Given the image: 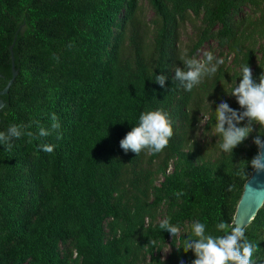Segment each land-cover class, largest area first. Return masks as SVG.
I'll return each mask as SVG.
<instances>
[{
    "label": "trees",
    "instance_id": "obj_1",
    "mask_svg": "<svg viewBox=\"0 0 264 264\" xmlns=\"http://www.w3.org/2000/svg\"><path fill=\"white\" fill-rule=\"evenodd\" d=\"M141 1L0 0V90L12 76L11 50L18 70L0 96V131L16 124L32 133L11 150L0 145V264H191L194 253L181 247L194 221L214 236L223 235L220 221L234 224L259 126L224 153L214 111L221 101L243 111L227 94L243 65L254 78L264 72V0H147L150 32ZM187 21L197 33L183 58ZM213 42L223 62L186 91L175 69ZM152 110L171 121L167 147L125 153L120 140ZM200 112L214 150L197 138ZM53 113L60 128L40 136ZM165 219L180 237L159 228ZM244 230L260 264L264 204Z\"/></svg>",
    "mask_w": 264,
    "mask_h": 264
},
{
    "label": "clouds",
    "instance_id": "obj_2",
    "mask_svg": "<svg viewBox=\"0 0 264 264\" xmlns=\"http://www.w3.org/2000/svg\"><path fill=\"white\" fill-rule=\"evenodd\" d=\"M222 62L215 59L211 52L206 53L203 60L187 58L184 60L187 70L177 67L173 78L178 80L186 91H191L205 78L213 77ZM239 78V83L236 82L231 92L227 94L236 98L243 111L235 110L227 102L221 101L214 111V136L219 138L217 147L222 152L233 153V150L253 132V126L258 125V133L253 139L257 154L248 164L255 172L260 173L264 172V72L258 79L254 78L252 69L245 64ZM166 79L165 75H157L156 83L164 87ZM51 120L50 129L43 127L39 129L40 136L51 135L60 128L55 113L52 114ZM245 120L247 123L241 126ZM203 122L202 120L201 123ZM24 135L32 136V133L25 131L23 125L12 124L6 131H0V145L11 150L12 141ZM172 135L173 128L166 113L161 110L146 111L140 114L138 125L120 140V147L125 153L130 150L139 155L147 150L152 154H158L167 147ZM57 138H60L59 134ZM41 148L48 153L54 150V146L48 144L41 145ZM159 228L167 231L172 238L181 236L180 227L171 224L168 219L161 221ZM215 230L223 235L207 234L204 223L199 221L192 223V235L184 238L181 247L185 253L188 251L194 253L195 259L191 264H255L253 255L257 251V245L247 239L242 227L220 221L215 225ZM260 264H264V258L260 260Z\"/></svg>",
    "mask_w": 264,
    "mask_h": 264
},
{
    "label": "water",
    "instance_id": "obj_3",
    "mask_svg": "<svg viewBox=\"0 0 264 264\" xmlns=\"http://www.w3.org/2000/svg\"><path fill=\"white\" fill-rule=\"evenodd\" d=\"M13 49V45L10 47ZM12 54V76L6 86L0 90V96L8 93L14 79L18 74L14 63V53ZM1 76V75H0ZM4 106V100L0 97V111ZM264 204V172L257 173L253 170L251 176L244 184L242 196L238 202L234 225L242 227L243 229L254 219L259 209Z\"/></svg>",
    "mask_w": 264,
    "mask_h": 264
},
{
    "label": "rangeland",
    "instance_id": "obj_4",
    "mask_svg": "<svg viewBox=\"0 0 264 264\" xmlns=\"http://www.w3.org/2000/svg\"><path fill=\"white\" fill-rule=\"evenodd\" d=\"M141 3H142V7L139 16L142 23H144L145 29H148L150 32L152 31V20L155 18V13L147 0H142ZM196 33L197 30L192 22L187 21L183 23L180 30V52L183 58L187 57L189 47L196 39ZM148 36L150 37V33L148 34ZM208 52H211L215 57V59L217 60L223 59V57L220 58L219 50L216 48L214 42L210 44H205L198 51L197 54L198 59L203 60L205 58V54ZM228 61H230V57L228 58ZM199 118L201 119V121L203 120L204 122L203 123L200 122L198 125L197 138L201 140L202 143H205L207 145V148L214 150L213 145L211 143V141L213 140V133L208 134V132H206L204 129V125L206 123V117L204 116V114H201L200 112ZM168 252H169V248L165 249L164 253L168 254Z\"/></svg>",
    "mask_w": 264,
    "mask_h": 264
}]
</instances>
